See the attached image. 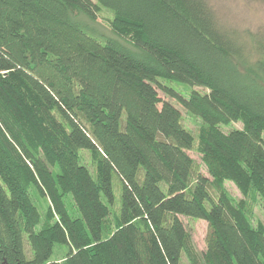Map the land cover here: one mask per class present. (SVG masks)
<instances>
[{
    "label": "trees",
    "instance_id": "trees-1",
    "mask_svg": "<svg viewBox=\"0 0 264 264\" xmlns=\"http://www.w3.org/2000/svg\"><path fill=\"white\" fill-rule=\"evenodd\" d=\"M103 9L142 55L72 20L97 21ZM167 81L208 92L186 98ZM160 92L202 119L197 142ZM234 122L243 129L220 131ZM80 151L93 155V173ZM225 180L251 203L234 204ZM27 184L49 202L42 226ZM257 197L264 32L248 43L205 0H0V264H181L189 235L180 216L207 221L208 264H264ZM57 245L68 250L61 263Z\"/></svg>",
    "mask_w": 264,
    "mask_h": 264
},
{
    "label": "rangeland",
    "instance_id": "rangeland-1",
    "mask_svg": "<svg viewBox=\"0 0 264 264\" xmlns=\"http://www.w3.org/2000/svg\"><path fill=\"white\" fill-rule=\"evenodd\" d=\"M212 9L215 17L218 20L219 26L230 32L239 34L245 41L252 43L256 35L260 32H264V1L262 0H205ZM114 18V12L108 9H103L101 16L97 21L91 20L83 13H77L72 16V20L75 21L88 35L94 37L101 43H105L107 40H115L125 48L129 49L137 55H142L133 44L124 37H120L115 34L111 27L110 22ZM169 86L174 88L177 92L188 98L193 91H198L202 94H206L208 91L204 88L194 87L178 83V82H166ZM160 96L167 101L173 103L181 112L182 123L184 127L194 136L196 142L205 124L201 118L188 113L178 102L175 100L165 98L160 92ZM220 131L224 134H228L234 130H242L243 125L240 122L230 123L228 125H221ZM28 140V136L25 132H22ZM29 145L34 149L35 146L28 141ZM196 148V147H195ZM188 155L195 161L199 171L205 176L209 177L210 182H213V178L210 176L208 169L202 161V156L196 151H188ZM79 160L81 164L86 166L91 173L94 171V157L89 151H80ZM28 185V191L34 205L40 212L42 217L41 226L45 224L46 214L49 207V202L44 197L40 196L39 192L33 185ZM217 191V187L213 188ZM221 189L234 203H239L243 200L247 203H251L248 198H245L241 191L237 188L235 183L229 180H225ZM66 204L70 214L73 217H78L79 213L75 207V204L71 197H66ZM118 204H120L118 200ZM117 204V205H118ZM116 208H111L110 216L107 219L106 226L108 230H111L116 225ZM184 224L188 235L187 247L184 250L181 257V264H208L206 260V237L208 234L209 226L207 221L188 218L184 216L179 217ZM252 225L257 228L258 226L264 229V201L262 198L257 197L253 206L252 213ZM40 227L37 228L39 230ZM27 255H31L30 247L26 244ZM68 255L66 246L57 245L54 249L53 260L56 262H64Z\"/></svg>",
    "mask_w": 264,
    "mask_h": 264
}]
</instances>
